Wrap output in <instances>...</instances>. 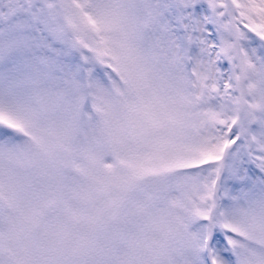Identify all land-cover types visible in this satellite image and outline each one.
<instances>
[{"label":"snow or ice","instance_id":"obj_1","mask_svg":"<svg viewBox=\"0 0 264 264\" xmlns=\"http://www.w3.org/2000/svg\"><path fill=\"white\" fill-rule=\"evenodd\" d=\"M0 264H264V0H0Z\"/></svg>","mask_w":264,"mask_h":264}]
</instances>
